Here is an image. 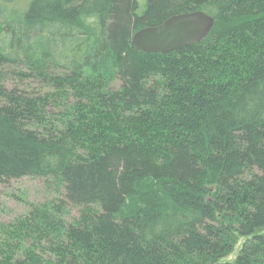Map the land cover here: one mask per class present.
<instances>
[{
	"label": "trees",
	"instance_id": "trees-1",
	"mask_svg": "<svg viewBox=\"0 0 264 264\" xmlns=\"http://www.w3.org/2000/svg\"><path fill=\"white\" fill-rule=\"evenodd\" d=\"M195 11L200 42L132 46ZM22 178L49 197L0 223V264H264V0H0V186Z\"/></svg>",
	"mask_w": 264,
	"mask_h": 264
},
{
	"label": "water",
	"instance_id": "water-1",
	"mask_svg": "<svg viewBox=\"0 0 264 264\" xmlns=\"http://www.w3.org/2000/svg\"><path fill=\"white\" fill-rule=\"evenodd\" d=\"M213 25V18L201 11L172 15L156 27L134 33L131 44L147 53L177 51L203 40Z\"/></svg>",
	"mask_w": 264,
	"mask_h": 264
},
{
	"label": "rangeland",
	"instance_id": "rangeland-1",
	"mask_svg": "<svg viewBox=\"0 0 264 264\" xmlns=\"http://www.w3.org/2000/svg\"><path fill=\"white\" fill-rule=\"evenodd\" d=\"M49 196L41 179L22 178L11 180L0 186V223H9L27 210V204L41 202ZM243 240H240L232 255V261Z\"/></svg>",
	"mask_w": 264,
	"mask_h": 264
}]
</instances>
